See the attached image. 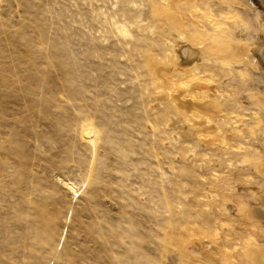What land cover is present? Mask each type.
Instances as JSON below:
<instances>
[{
    "label": "rangeland",
    "instance_id": "374dc122",
    "mask_svg": "<svg viewBox=\"0 0 264 264\" xmlns=\"http://www.w3.org/2000/svg\"><path fill=\"white\" fill-rule=\"evenodd\" d=\"M262 15L0 0V264H256L264 67L189 55L259 42Z\"/></svg>",
    "mask_w": 264,
    "mask_h": 264
},
{
    "label": "bare ground",
    "instance_id": "6f19581e",
    "mask_svg": "<svg viewBox=\"0 0 264 264\" xmlns=\"http://www.w3.org/2000/svg\"><path fill=\"white\" fill-rule=\"evenodd\" d=\"M163 1V0H162ZM176 1H181V0H176ZM231 1H233V2H236V3H239V4H243L247 9H249V10H252V11H258V10H261L262 12H263V15H262V18H261V29H260V32H259V36H260V40H259V42H257V43H246L244 46H243V48H242V46H241V48L242 49H239V48H237L234 44H232L231 43V40H229V38L227 37H225V35H222V37L224 36V38H218L219 40L218 41H215V42H213L214 40H212V42L210 43V45L209 46H207V47H205V48H203L202 50H192V52H191V54L189 55V57H192V55L194 56L195 55V57L194 58H196V59H199V60H206V59H209L210 57H212V55H214L215 57H217V58H223L224 59V61L225 60H229V59H234V60H241V61H243V62H246L249 66L251 65L252 66V68H253V66H259V64L261 65V66H263L264 67V2H263V0H231ZM185 2V1H184ZM183 3V2H182ZM179 5V4H178ZM178 5H175V6H178ZM166 6V5H165ZM174 6V7H175ZM182 7V6H181ZM166 10V9H165ZM167 10H168V8H167ZM166 10V11H167ZM160 12H162V11H160ZM164 13V12H163ZM162 13V14H163ZM165 15H166V13H165ZM171 16H173L172 14H171ZM176 16V15H175ZM168 17V16H167ZM178 18V17H177ZM159 22H161L160 20H159ZM181 22H182V20H181ZM180 23V22H179ZM168 24V23H167ZM186 32V31H185ZM209 33V32H208ZM220 34H221V32H220ZM219 34V35H220ZM223 34V33H222ZM183 35V34H182ZM218 35V36H219ZM191 36V35H190ZM201 37H202V35H200ZM184 37V36H183ZM183 37H181V38H183ZM200 37V38H201ZM185 38H187V37H185ZM203 38V37H202ZM230 38H232V37H230ZM186 43V42H185ZM179 45V44H178ZM186 44H183V43H181V47H180V54H181V56H182V54H183V51H182V47H184ZM205 46V45H204ZM200 48V47H199ZM189 59V58H188ZM216 59V58H215ZM223 61V60H222ZM182 63H184V64H187V63H190L189 61H187V60H184V61H181ZM196 62V61H195ZM200 62V61H199ZM229 62H230V60H229ZM232 62V61H231ZM234 62V61H233ZM181 63V64H182ZM221 63V62H220ZM241 63V62H240ZM227 65H228V63H227ZM192 68V67H191ZM181 69V68H180ZM255 69V68H254ZM185 70V69H184ZM193 72H195V71H193ZM185 74V73H184ZM183 74V75H184ZM192 75H194V74H192ZM197 76V75H196ZM196 76L194 77V78H196ZM187 77V76H186ZM192 78H189V80L188 81H185V82H183L184 80L182 79V82H183V85L184 86H186L185 88H187V86H188V84L190 83L191 84V82H192V84H193V80H194V78H193V76H191ZM188 78V77H187ZM197 79V78H196ZM200 78H198V80H199ZM175 80V79H174ZM174 80H172V81H174ZM186 80V79H185ZM179 81V80H178ZM197 82V81H196ZM179 83V82H178ZM174 84V82H173V84H172V86L171 87H169L170 88V92H173V91H176L177 90V88L179 87H181V85L180 86H178L179 84ZM191 84V85H192ZM195 84H197L198 85V82L197 83H195L194 82V85ZM199 84H201L200 82H199ZM182 85V86H183ZM190 85V86H191ZM194 87V86H193ZM178 88V89H179ZM182 88V87H181ZM191 88V87H190ZM195 88V87H194ZM197 89V88H196ZM205 90V89H204ZM203 90V92H205ZM189 91H190V89H189ZM188 91V92H189ZM195 91V90H194ZM199 91L200 90H198V93H199ZM207 91V93H208V90H206ZM194 93H196V91L194 92ZM193 93V95H196V94H194ZM198 93H197V95H198ZM206 93V92H205ZM205 93H201V91H200V94H201V96H197V97H200V99L198 98V100H199V102L198 103H200V101H201V99H202V101L201 102H205L207 99H208V97H205L206 96V94ZM184 95V94H183ZM186 95V94H185ZM184 95V96H185ZM187 95H189V93L187 94ZM191 95H192V93H191ZM209 95V94H208ZM207 95V96H208ZM190 96V95H189ZM187 97V96H186ZM185 97V98H186ZM190 97H192L193 98V96H190ZM189 97V98H190ZM194 97H196V96H194ZM184 98V97H183ZM192 98L191 99H189V100H191L192 101ZM206 98V100L205 101H203V99H205ZM197 99V98H196ZM186 100H187V98H186ZM189 100L187 101V102H189ZM208 101H210V99H208ZM208 101H206V102H208ZM259 101V100H258ZM187 102H185V105L187 104ZM193 102H197V101H195V99L193 100ZM263 102H264V100H263ZM262 102V107L264 106V103ZM192 103V102H191ZM257 103V102H256ZM193 105H196V103H192ZM192 104H190L189 106H191ZM210 104V103H209ZM198 105V104H197ZM201 105V104H200ZM202 105L203 106H206V105H208V103H202ZM202 105L200 106V108L202 107ZM197 107H199V106H197ZM191 108H192V106H191ZM214 108V107H213ZM188 109V108H187ZM202 110L204 109V108H201ZM202 110H200L201 112H203ZM189 111V110H188ZM264 111V110H263ZM207 112H208V110H207ZM210 112H212V111H210ZM190 113H191V117L192 118H196V119H199L198 117H201V115H199L198 116V114H197V112H194V111H190ZM206 119V118H205ZM261 120V119H260ZM206 122V121H205ZM200 124V123H199ZM259 159V158H258ZM264 163V162H263ZM261 171H263L264 172V165L262 164L261 165ZM258 169V168H257ZM260 199V203L256 206V207H254L253 209H252V212H251V215L253 214V215H255L256 217H258V218H261V219H264V195H262L261 196V198H259ZM210 245V244H209ZM208 246V245H207ZM211 246V245H210ZM210 246H208V247H210ZM211 248H212V246H211ZM203 249V248H202ZM202 251V250H201ZM198 252V251H197ZM226 253V252H225ZM223 257H224V259H223ZM223 257H221V259L222 260H225L226 258H225V256H223ZM255 259H256V262L258 263V264H264V252H261V253H258L257 254V257H255ZM255 261V260H254ZM227 262H230V261H227ZM225 263V262H224ZM256 263V264H257ZM228 264V263H227Z\"/></svg>",
    "mask_w": 264,
    "mask_h": 264
},
{
    "label": "water",
    "instance_id": "95a60500",
    "mask_svg": "<svg viewBox=\"0 0 264 264\" xmlns=\"http://www.w3.org/2000/svg\"><path fill=\"white\" fill-rule=\"evenodd\" d=\"M263 2H264V0H263Z\"/></svg>",
    "mask_w": 264,
    "mask_h": 264
}]
</instances>
